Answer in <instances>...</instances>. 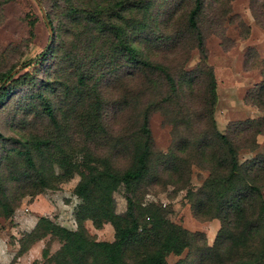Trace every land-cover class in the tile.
<instances>
[{
    "label": "rangeland",
    "instance_id": "obj_1",
    "mask_svg": "<svg viewBox=\"0 0 264 264\" xmlns=\"http://www.w3.org/2000/svg\"><path fill=\"white\" fill-rule=\"evenodd\" d=\"M113 2L0 0V71L11 68L12 74L3 85L11 93L0 100V133L7 138L0 140V200L16 207L9 216L0 208V264L47 263L59 247L55 238L36 242L22 258L15 255V240L39 216L74 229L80 201L72 189L80 173L88 165L129 167L133 147L142 140L144 115L150 133L147 172L129 192L123 185L112 192L114 211L122 213L129 196L139 227L148 230L158 221L184 229L188 246L179 255L167 254L169 264H264V134L255 132L264 121L246 123L262 117L251 89L264 87V0H201L196 24L204 60L187 22L194 0H129L135 6L122 22L140 25L132 37L140 58L159 65L174 86L158 68L131 64L120 54L106 65L105 56L115 52L110 34L93 50L85 39L88 59L99 61L96 89L104 113L102 128L92 131L80 120L81 107L95 101L91 87L84 88L81 102L64 89L76 80L85 48L80 33L86 30L68 12ZM47 45L52 51L36 59ZM209 71L214 100L208 94ZM41 98L52 106L59 128L42 115ZM218 134L239 164L227 181L226 144ZM37 137L51 141L47 152L53 156L45 160L43 180L52 188H42L33 171L13 179L22 161L18 144L8 139L29 145ZM58 156L75 166L69 176H61ZM42 157L36 154L35 162ZM83 224L96 240H112L110 224L99 229L88 220ZM149 232L130 244L129 261L153 247L160 234Z\"/></svg>",
    "mask_w": 264,
    "mask_h": 264
},
{
    "label": "trees",
    "instance_id": "obj_2",
    "mask_svg": "<svg viewBox=\"0 0 264 264\" xmlns=\"http://www.w3.org/2000/svg\"><path fill=\"white\" fill-rule=\"evenodd\" d=\"M201 0H194L193 7L189 10L187 15V22L190 31H196V48L204 60V48L202 39L197 30L196 16L201 7ZM135 5L129 3V0H114L113 4L106 6L104 4H92L89 8L81 7L79 11L69 9V16L74 15L77 19L82 20L85 32L80 33L82 40L85 44L84 51L81 52V63L78 64L76 70V80L74 85H65L64 89H70L78 94L80 102L82 100L83 90L85 87H91L92 96L95 101L89 102V105L81 107L80 120L88 124L89 130L97 127L102 128V107L99 105L101 91L96 89L99 86L100 74L97 73L95 67L98 66L99 61L96 59L89 60V50L96 45L98 40H101L103 35L110 34L111 42L114 44V53L105 56L108 57L106 65H109L108 60L114 58L116 60L117 54L123 56L131 64L140 65L148 68H158L164 74L165 79L171 87H173L172 78L164 72V70L157 64H152L146 59L140 58L138 49L136 48L135 40L132 39L133 35L141 28L140 25L132 23L128 24L122 22L124 16L129 14ZM47 25L51 27L47 15H45ZM85 39L87 47L85 43ZM81 40V39H80ZM52 51V45H47L43 52H40L35 58L42 59L48 52ZM118 52V53H117ZM84 60V61H83ZM11 68L0 71V100L7 97L11 90L8 87H3L4 83L11 77ZM208 94L212 100L215 99V81L213 74L209 71L208 74ZM253 103L262 110V117L260 120H248L247 124H258L259 121H264V87H257V93L251 89ZM87 97H89L87 95ZM89 97V98H91ZM94 102V103H93ZM91 103V104H90ZM42 115L49 121L54 128H59L60 124L55 118L52 106L44 98H41ZM263 129L257 128L256 134H264ZM94 131V130H92ZM142 140L135 144L132 151V163L129 167L122 171L115 169L112 165L104 164L101 169L96 166L88 165L86 173H80L79 180L75 183L72 192L79 199V203L74 211L73 220L75 228L69 229L64 226L58 225L48 217H37L35 224L28 232H23L21 237L17 240L18 249L15 252L19 256L25 252L28 247L37 240L45 238L46 236L55 238L59 242V247L51 254L45 262L46 264H169L166 262L165 257L167 254L179 255L183 249L188 246L187 233L184 229L173 223H159L158 221L152 222L150 229L144 226L139 227L137 217L133 213L134 204L129 196H125L126 207L122 213H116L113 206L112 192L116 190L119 185H123L124 190L129 192L132 186L138 183L147 172V161L149 154V137L150 133L146 123V115L143 116L142 127ZM220 138L224 139L226 144V163L228 165V173L223 178L224 181L229 180L234 176L235 171L239 168L236 159V153L233 147L223 135L218 134ZM0 133V140H6ZM18 144L17 153L22 161V168L20 173L13 177L14 180L20 178L25 179L29 171L38 178V183L42 188H52L47 185L43 180V172H45V160L50 159L53 153L47 152L50 150L51 143L48 138H35L33 141H21L20 139L10 138ZM55 147V145H53ZM42 155L41 161L35 162V155ZM61 169V176H69L75 166L70 164L65 156H58L55 159ZM0 178L3 176L0 174ZM253 189V188H252ZM254 190V189H253ZM235 203V207L238 206ZM0 208L8 216L13 212L16 207H12L6 201L0 200ZM90 221L95 229H99L102 224L108 223L113 229V238L110 241L96 240L89 235L84 227V221ZM140 229L141 233L153 232L157 236L156 242L149 251H145L141 257L137 256L127 259V249L133 241L141 242L142 235L137 233ZM42 252V251H41ZM43 253V252H42Z\"/></svg>",
    "mask_w": 264,
    "mask_h": 264
},
{
    "label": "crops",
    "instance_id": "obj_3",
    "mask_svg": "<svg viewBox=\"0 0 264 264\" xmlns=\"http://www.w3.org/2000/svg\"><path fill=\"white\" fill-rule=\"evenodd\" d=\"M37 219V218H36ZM36 219L33 221V223H32V225L29 227V229H27V230H24V231H22V232H28L32 227H33V225L35 224V221H36ZM50 219V218H49ZM50 220H52V219H50ZM53 221V220H52ZM54 222V221H53ZM56 224H58V223H56ZM58 225H60V224H58ZM61 226H63V225H61ZM67 228V227H66ZM43 239V238H42ZM42 239H40V240H37V241H35L34 243H32L29 247H28V249L25 251V252H23L22 254H20L19 256H17L18 258H22V257H25V256H27V254H28V252L33 248V246L35 245V243L37 242H39V241H41ZM15 243H16V250L18 249V242H17V240H15ZM42 250V248L39 250V252ZM30 264H32V261L30 262Z\"/></svg>",
    "mask_w": 264,
    "mask_h": 264
},
{
    "label": "water",
    "instance_id": "obj_4",
    "mask_svg": "<svg viewBox=\"0 0 264 264\" xmlns=\"http://www.w3.org/2000/svg\"><path fill=\"white\" fill-rule=\"evenodd\" d=\"M43 19H44V20H46V17H45V15H43Z\"/></svg>",
    "mask_w": 264,
    "mask_h": 264
}]
</instances>
